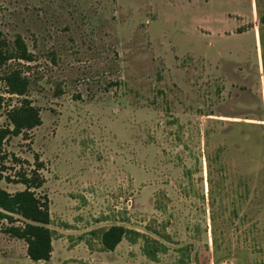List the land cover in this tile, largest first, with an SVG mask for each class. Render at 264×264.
<instances>
[{
	"label": "rangeland",
	"instance_id": "obj_1",
	"mask_svg": "<svg viewBox=\"0 0 264 264\" xmlns=\"http://www.w3.org/2000/svg\"><path fill=\"white\" fill-rule=\"evenodd\" d=\"M24 100L0 187L47 200L53 251L10 213L0 264H264V0H0V128Z\"/></svg>",
	"mask_w": 264,
	"mask_h": 264
},
{
	"label": "trees",
	"instance_id": "obj_2",
	"mask_svg": "<svg viewBox=\"0 0 264 264\" xmlns=\"http://www.w3.org/2000/svg\"><path fill=\"white\" fill-rule=\"evenodd\" d=\"M14 53L18 58L30 59L31 53L24 40L19 36L16 40ZM10 91L24 95L27 81L19 76H7ZM25 101V100H24ZM15 114L11 116L13 129L10 127L0 128V153L4 140L10 135L21 133L23 129H32L42 123L39 109L25 101ZM25 183L30 180L25 178ZM10 213L21 216L23 226L11 225L8 231L15 236L25 239L28 244V255L34 261L48 260L53 251L52 230L48 226L51 222L50 209L47 200H42L27 186L23 190L11 193L0 187V218H10ZM124 226L113 225L102 233V243L109 250H114L126 234Z\"/></svg>",
	"mask_w": 264,
	"mask_h": 264
}]
</instances>
